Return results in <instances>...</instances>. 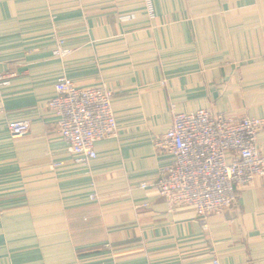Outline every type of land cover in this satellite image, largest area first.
I'll list each match as a JSON object with an SVG mask.
<instances>
[{
    "label": "crops",
    "instance_id": "crops-1",
    "mask_svg": "<svg viewBox=\"0 0 264 264\" xmlns=\"http://www.w3.org/2000/svg\"><path fill=\"white\" fill-rule=\"evenodd\" d=\"M0 73V264H264V178L203 222L150 186L174 114L264 118V0H0ZM60 77L113 93L94 160L58 133Z\"/></svg>",
    "mask_w": 264,
    "mask_h": 264
},
{
    "label": "built area",
    "instance_id": "built-area-1",
    "mask_svg": "<svg viewBox=\"0 0 264 264\" xmlns=\"http://www.w3.org/2000/svg\"><path fill=\"white\" fill-rule=\"evenodd\" d=\"M65 54L53 51L55 57ZM10 79L9 74L0 73V91ZM55 90L48 108L58 118L57 130L68 152L84 162L94 160L95 144L117 132L113 93L104 87L78 88L65 77L57 80ZM8 127L19 136L28 126L13 122ZM263 128L264 118L234 121L205 110L174 114L172 125L154 142L156 150L169 155L172 162L150 186L171 210L193 212L202 222L221 214L235 204L240 191L264 178V157L257 148ZM212 264L219 263L213 260Z\"/></svg>",
    "mask_w": 264,
    "mask_h": 264
}]
</instances>
